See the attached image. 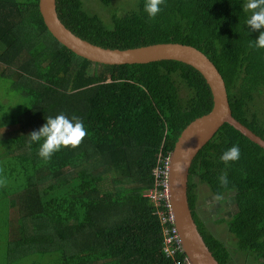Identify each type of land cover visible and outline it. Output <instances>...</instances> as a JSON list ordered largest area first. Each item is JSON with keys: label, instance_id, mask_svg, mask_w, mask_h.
<instances>
[{"label": "trees", "instance_id": "obj_1", "mask_svg": "<svg viewBox=\"0 0 264 264\" xmlns=\"http://www.w3.org/2000/svg\"><path fill=\"white\" fill-rule=\"evenodd\" d=\"M87 1L55 2L72 33L106 48H197L221 74L231 115L264 140V48L249 46L260 30L244 25L245 0H164L153 19L144 0H128L106 20ZM0 80V129L11 127L0 138V264H171L162 243L168 225L156 213L162 207L146 193L181 130L211 109L202 75L175 60L89 61L49 33L38 0H0ZM60 112L81 118L87 132L45 161L27 134ZM233 144L240 157L225 166L219 157ZM222 171L227 185L217 179ZM199 185L230 200L232 214L212 222L226 224L232 245L199 218ZM186 194L219 264H237L239 254L264 264V149L223 123L194 156Z\"/></svg>", "mask_w": 264, "mask_h": 264}, {"label": "water", "instance_id": "obj_2", "mask_svg": "<svg viewBox=\"0 0 264 264\" xmlns=\"http://www.w3.org/2000/svg\"><path fill=\"white\" fill-rule=\"evenodd\" d=\"M56 0H38V9L49 33L74 54L89 61L109 64H143L175 60L192 66L204 78L211 93V109L190 121L179 133L169 153L168 199L173 224L183 252L191 264H219L205 244L187 201V178L190 164L198 152L227 123L251 142L264 149V140L232 115L223 78L212 61L197 48L176 42H160L133 48H106L80 38L59 20Z\"/></svg>", "mask_w": 264, "mask_h": 264}, {"label": "clouds", "instance_id": "obj_3", "mask_svg": "<svg viewBox=\"0 0 264 264\" xmlns=\"http://www.w3.org/2000/svg\"><path fill=\"white\" fill-rule=\"evenodd\" d=\"M163 3L164 0H144L143 11L149 19H153L161 11ZM240 7L247 13L244 25L251 26L250 30H260L258 36L250 41L249 46L256 49L264 48V0H245ZM86 132V126L81 118L60 112L48 116L38 130L31 131L27 136L29 144H38L37 155L47 161L62 147L77 146ZM239 157L240 148L233 144L221 153L219 160L227 166ZM217 179L221 185L228 183L227 174L223 171Z\"/></svg>", "mask_w": 264, "mask_h": 264}, {"label": "rangeland", "instance_id": "obj_4", "mask_svg": "<svg viewBox=\"0 0 264 264\" xmlns=\"http://www.w3.org/2000/svg\"><path fill=\"white\" fill-rule=\"evenodd\" d=\"M128 0H110V5L107 8H100L99 4L100 2L98 0H88L86 2V7H90L91 12L97 13L101 18L107 19L109 17V9H115L117 13H122L123 9L121 7L126 5ZM2 80H0V89L3 90L4 84L1 83ZM11 95L16 96V92L12 91ZM20 99L19 97H15L13 100V104L17 106L19 104ZM262 113L264 114V109H262ZM11 129V127H5L0 129V138L4 136V132H8ZM168 168H169V155H168ZM168 172V171H167ZM198 202H197V207L196 211L201 218V220L204 221V224L208 230L211 232L215 233L218 238H220L223 242H225L227 245H232L234 242V238L230 236V233L227 231V226L224 222H219L215 223L212 222V220H217V218H222L225 216H230L233 212V206L230 202V200H216L213 197H211L208 189L203 186L199 185L198 186ZM233 240V241H232ZM232 241V243H231ZM238 254V252H236ZM236 256V255H235ZM237 259L235 258L237 264H260L258 262H255L252 258L246 257V256H241V254L236 256ZM245 262V263H244Z\"/></svg>", "mask_w": 264, "mask_h": 264}, {"label": "built area", "instance_id": "obj_5", "mask_svg": "<svg viewBox=\"0 0 264 264\" xmlns=\"http://www.w3.org/2000/svg\"><path fill=\"white\" fill-rule=\"evenodd\" d=\"M164 161L153 169L156 186L147 192V196L155 199L156 205L162 209L157 210V215L162 225L168 226L163 229V252L172 260L171 264H191L183 252L181 240L176 227L173 224L172 213L168 202V156ZM180 255V256H177Z\"/></svg>", "mask_w": 264, "mask_h": 264}]
</instances>
